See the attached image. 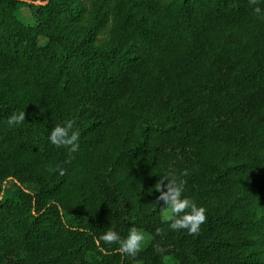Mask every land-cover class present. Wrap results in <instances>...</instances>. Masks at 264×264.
<instances>
[{
  "label": "trees",
  "instance_id": "obj_1",
  "mask_svg": "<svg viewBox=\"0 0 264 264\" xmlns=\"http://www.w3.org/2000/svg\"><path fill=\"white\" fill-rule=\"evenodd\" d=\"M88 1L0 0V264H264V0Z\"/></svg>",
  "mask_w": 264,
  "mask_h": 264
},
{
  "label": "rangeland",
  "instance_id": "obj_2",
  "mask_svg": "<svg viewBox=\"0 0 264 264\" xmlns=\"http://www.w3.org/2000/svg\"><path fill=\"white\" fill-rule=\"evenodd\" d=\"M80 7V25H83L87 28L94 27L96 21L90 15L91 11V3L88 0H76ZM34 8L24 6L20 9L19 13L17 14V18L20 19L23 23L34 25L37 22V17L34 15ZM45 13L42 14L41 19L45 18ZM108 30L107 27L104 30H97L95 35V42L94 45L96 47H105L108 44ZM20 188L12 181H8L5 183V188L3 192V199H16L18 196ZM24 190L35 192L36 188L32 185H26ZM170 216L169 209H166L164 212V217L167 218ZM149 242V237L146 234L140 233L134 235L131 241V246L135 249H141L147 245ZM91 261L95 262L96 259L94 257L90 258ZM175 264V263H171Z\"/></svg>",
  "mask_w": 264,
  "mask_h": 264
}]
</instances>
